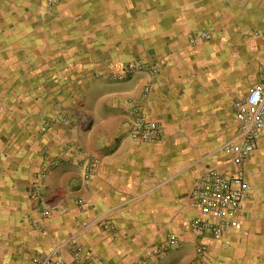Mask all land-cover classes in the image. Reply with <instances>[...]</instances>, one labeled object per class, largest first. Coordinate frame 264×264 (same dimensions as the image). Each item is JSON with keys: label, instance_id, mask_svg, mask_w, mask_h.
<instances>
[{"label": "crops", "instance_id": "crops-1", "mask_svg": "<svg viewBox=\"0 0 264 264\" xmlns=\"http://www.w3.org/2000/svg\"><path fill=\"white\" fill-rule=\"evenodd\" d=\"M36 3L0 0V264L48 255L69 264L71 241L84 264H189L199 247L203 264H264V134L247 160L250 194L232 228L219 238L194 232L197 212L188 203L208 165L234 171L222 147L239 130L234 101L264 79V0H156L133 43L149 65L122 80L92 79L89 122L51 106L52 90L65 99L67 71L55 73L52 87L49 67L14 70L20 40L43 25ZM114 56L108 51L106 67L97 59L94 69L110 73L132 59ZM27 80L31 95L43 96L44 114L26 121L30 130L20 136L11 97ZM136 105L161 127L151 143L130 135ZM54 159L39 197H31L37 173ZM172 236L179 242L168 246Z\"/></svg>", "mask_w": 264, "mask_h": 264}, {"label": "rangeland", "instance_id": "rangeland-1", "mask_svg": "<svg viewBox=\"0 0 264 264\" xmlns=\"http://www.w3.org/2000/svg\"><path fill=\"white\" fill-rule=\"evenodd\" d=\"M256 1L258 0H244V5L250 6ZM155 3L156 0H146V2L143 0H111L108 7L106 2L98 4L97 0H37L35 8L40 11L39 20L43 25L33 33L25 35V40H20L18 48L20 63L15 65L14 70L20 73L25 72L26 75L43 66L49 67L52 74V87L53 83H59L58 74L55 73L67 71L65 99L64 95H59L58 90L56 93L52 90L51 106L57 110L64 107L67 110L77 108L76 111H67L63 115L64 118L70 115L79 121L89 122L92 104L87 92L89 93L92 79L107 75L109 80H122L137 74L140 68L149 65L138 57V47H135L133 43L138 39V28L144 11L155 8ZM59 5L63 10L60 9L62 11L58 12V19H51L52 21L49 22V16L56 15L55 12L57 13ZM107 13H111V16L107 17ZM107 22L115 24L113 30H107ZM108 51L116 55L114 60H117V54L120 52L125 56L129 55L132 59L129 63L125 61L123 65L121 63L111 65L112 68L117 67V69H110V73L105 71V74L100 69H94L97 59L102 62L104 68L106 67ZM45 57L49 58V63H46ZM118 60H121V57ZM21 82L27 83L28 86L21 87L18 95L11 98L12 103L18 105L20 109L18 126L20 136H25L30 130V125L26 124V121L42 120L44 113L37 110L42 109L43 96L37 95V89L35 95H31L33 90L29 86L32 81ZM75 82L78 84L77 89L74 86ZM60 97L63 98L61 101L63 106L60 105ZM245 98L236 99L233 109ZM46 99L45 97V103ZM32 104L35 105L33 106L34 111L28 112ZM55 112V119H59L60 112ZM196 254L198 257L193 262L191 260L189 264H203L198 251Z\"/></svg>", "mask_w": 264, "mask_h": 264}, {"label": "built area", "instance_id": "built-area-1", "mask_svg": "<svg viewBox=\"0 0 264 264\" xmlns=\"http://www.w3.org/2000/svg\"><path fill=\"white\" fill-rule=\"evenodd\" d=\"M199 37L210 38V34L202 32L199 33ZM234 110L239 130L222 147L230 157L234 171L226 173L217 166L208 165L197 176L188 200L191 208L197 212L190 228L196 233L208 234L214 238H219L238 222L244 202L250 194L245 167L249 156L256 150L264 134V79L260 85L250 90L243 101L235 105ZM133 111L135 119L130 124V135L133 139L151 143L161 136L160 125L150 119L141 106L136 105ZM59 162L60 159L51 160L37 173L31 187V197H39L44 179ZM178 242V238L172 236L168 240V246L176 245ZM69 246L72 253V262L69 264H84L75 242H69ZM203 251V247L198 248L199 253ZM33 264L68 263L59 255H48L39 257Z\"/></svg>", "mask_w": 264, "mask_h": 264}]
</instances>
